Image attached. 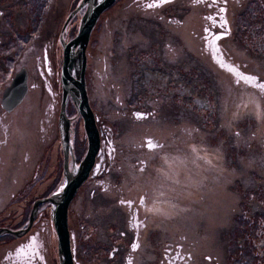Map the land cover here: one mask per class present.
<instances>
[{"label": "rangeland", "instance_id": "374dc122", "mask_svg": "<svg viewBox=\"0 0 264 264\" xmlns=\"http://www.w3.org/2000/svg\"><path fill=\"white\" fill-rule=\"evenodd\" d=\"M67 1L4 0L5 5L11 8H0L7 13L0 16V94L20 66H25L28 70V87L23 100L9 113L0 107V227L24 228L32 201L52 192L46 186L49 181L46 174L33 179L31 172L35 156L43 149L34 144L36 119L41 116L49 95L55 99L56 110L58 109L60 89H57V96L48 93L47 89H37L36 86L42 84L33 65L35 56L41 55L44 44H48L50 39L53 40L54 34L58 33L67 16ZM72 1L70 0L69 9ZM172 4L187 7L188 12L182 16L180 41L165 40L166 48L170 47L169 52H178L182 56L190 53L196 57L198 55L202 63L215 74H209V89L218 91V99L213 98V102L219 100L227 106L219 112L218 107L223 105H212L213 102L209 101V136L206 134L204 137L188 139L184 127L198 125L199 120L194 114L185 117L181 145L182 150H191L192 153L182 151L180 158H149L150 173L143 176V180L149 181L150 187L159 191L157 193L156 190H151L148 197L151 207L163 222L161 228L151 221L150 229H163L167 245L175 241L177 244L181 243L183 248L194 246V242L189 239L194 231L197 238L198 264H264V203L254 206V209H249L250 206L230 205L234 216L238 218L239 215V218L245 221L244 228H239L234 222L226 221L225 196L228 192L224 190V184L233 181L225 174L227 167L230 171H249V178L245 181L264 184V89L260 95L256 93L257 100L250 94L233 95L227 91L259 89L251 87L252 81H255L257 86L264 84V0H114L110 5L112 7L99 16L97 24L91 29L84 51L86 70L83 78L91 94L90 101L87 102L93 110L97 109L101 101L109 102L111 54L125 43L127 31L123 35L124 29L135 27L138 21L143 22L135 18L139 14H133L135 11L132 7L138 9L148 5ZM220 11L224 12L223 17L231 30V34L225 36L227 44L226 50L223 51L224 56L232 59L229 63L242 71L244 77H250V74L252 78L256 75L257 79H244L232 70L219 67L209 53V46L201 40L204 18L201 16L200 19L198 15L207 13L209 23H224ZM14 13L15 24L11 20ZM132 14L134 18L131 17ZM79 18L80 14L72 17L63 33L65 38L72 39L75 36ZM145 21L151 23L160 20ZM188 22H193L191 32L187 30ZM210 27L214 30L217 28ZM164 32L167 33L168 29L165 28ZM185 35L190 37L194 44H190ZM52 47L59 67L60 46L54 43ZM102 61H106L105 71L109 77L108 82L103 83L107 89L100 88L102 72H98ZM187 73L189 72H186L185 77H191ZM185 77L182 76L183 81ZM196 79L194 77L195 81L188 83L195 86ZM69 105L70 108L74 107L71 102ZM200 105L194 112L202 113L200 109L204 106ZM104 112L108 113L110 110ZM203 127L200 125V128ZM203 131L206 129L203 128ZM118 159L121 164L126 165L132 158L124 156ZM77 195L79 196L78 192ZM152 197L163 198V201L159 204L153 203ZM262 198L264 199V190ZM80 202L79 196L71 201L66 211L67 228L72 234L84 230L85 224H88V229H94L96 225L92 216L81 220V216L79 218L76 215L82 208L86 210L85 205ZM90 208L91 213H95V207ZM255 211L258 213L255 214ZM176 232H180L181 236L175 234ZM28 235L37 240V244L33 243L32 248L45 251L43 258L37 259L36 263L57 264L56 236L52 228L49 203H41L38 206L26 236ZM19 241L6 233L0 235V264H6L9 251ZM205 256L210 259L206 260ZM11 258L14 259L13 256Z\"/></svg>", "mask_w": 264, "mask_h": 264}, {"label": "flooded vegetation", "instance_id": "af4514ba", "mask_svg": "<svg viewBox=\"0 0 264 264\" xmlns=\"http://www.w3.org/2000/svg\"><path fill=\"white\" fill-rule=\"evenodd\" d=\"M80 2L81 0H73L69 9L70 0L67 1L65 11L67 10V16L72 12V16L67 21H65L67 16L65 17L58 33L54 34L53 40L48 41L49 45L44 44L41 55H36L34 59L35 74L42 84L36 88L47 89L48 93L51 92L56 96L57 89H60V101L61 62L58 67L52 45L57 43L60 46L59 54L62 58L60 39L65 42L70 40L68 37L65 38L63 33L74 15L80 14L81 18L84 13L85 5L80 6ZM110 5L99 13L93 27L97 24L99 16L112 7ZM0 8L7 9L11 6L5 5L4 0H0ZM3 9H0V16L7 14ZM132 9L135 11L133 14L140 15L135 18L141 19L143 22L138 21L135 27L125 28L123 33L124 35L127 31L125 43L121 44L122 47L116 46L117 48L111 54L112 59L109 63L111 65V81L108 85L111 97L109 102L101 101L95 110L89 106L97 131L98 147L87 171V176L77 187L67 209L71 201L80 196V203L85 205L86 210L82 208L76 215L79 218L81 216V220H87L88 216H92L96 220V225L94 229H88V224H85V229L80 230L78 234L68 231L72 264H198L196 259L197 238L194 231L189 237L194 242V246L189 245L183 248L181 243L177 244L175 241L167 245L163 229H150L151 221L153 224L163 227V222L155 213V209L151 207L148 197L151 190H156L157 193L159 191L150 187L151 183L144 181L143 176L150 173L149 158L156 156L180 158L182 151L187 154L192 153L191 150H182L181 145L182 124H184L186 116L194 114L199 120L198 125L184 127L188 133V139L204 137L206 134L209 136V101L213 102V98L218 99V91L209 89V74L213 72L202 63L198 55L196 57L190 53L182 56L178 52L175 54L169 52L170 47L166 48L165 40L180 41L182 16L183 13L188 12H186L187 7L172 4L154 7L148 5L138 9L132 7ZM133 14L132 18H134ZM207 15L209 14L198 15L200 19L201 16L204 18V23L201 26L203 34L201 40L209 46V53L213 60L217 61L219 67L228 71L232 70L240 77H244L242 71L229 63V60L232 59H227L223 54L227 44L225 36L231 34L224 15L222 16L224 23L219 22L218 24L216 22L209 23ZM14 16H16L15 13L11 18L13 24H15ZM147 19L160 21L149 23L145 21ZM192 23H187L189 26L187 30L192 31ZM133 24L134 22L131 23V25ZM210 26L217 28L214 30ZM165 28L168 29L167 33L164 32ZM109 34L111 35V33ZM187 37L185 35V38ZM216 37L220 38L216 39ZM188 39L192 44L193 40L190 37ZM113 40L116 39L113 38ZM87 44L88 42L85 45V50ZM20 68L25 69L28 77L27 68L20 66L17 71ZM105 69L106 61H102L98 72V74L102 72L104 77L103 79L102 74L100 75L101 89H107V86L103 85L109 79ZM186 72H189L187 75L191 77H185ZM182 76L186 78L185 81L182 80ZM249 76L251 77L250 74ZM255 76L253 75L257 79ZM194 77L197 78L195 86L188 83L194 82ZM251 83L253 84L252 88H259L255 81ZM84 88L87 101H90L91 94L85 81ZM51 89L54 90L51 91ZM227 91L233 95L250 94L254 100H257L256 93L260 95L262 89H227ZM69 101L70 99L66 98L64 105V114L69 119V145L66 153L61 146L58 125L59 105L57 111L56 101L52 96L49 95L43 105L41 116L36 119L34 144L43 147V149L39 155L35 156L31 173H33V179L46 174L49 179L46 186L52 192L63 186L64 169L71 173L78 170L88 146L82 118L75 107H69L71 102ZM203 103L206 106L200 105ZM211 104L223 105L221 108L218 107L219 112H222L227 106L219 100ZM198 105L204 106L200 109L202 113L194 112ZM1 108L4 110L3 107ZM107 109L110 112H104ZM213 120L214 116H212ZM226 120L228 121V118ZM200 125H203L206 131H203ZM124 136H126L125 139ZM149 144L155 145V147H149ZM124 156L132 158L126 165L121 164L118 159ZM228 169L227 167L225 174L233 181L224 184L226 187L224 190L228 192L225 196L226 215H229L226 216V221L234 222L237 227L244 228L245 221L239 218V215L238 218L234 216L230 205L250 206L249 209L261 206L264 203L262 198L264 184L245 181L246 178H249L247 176L249 171L235 170V172ZM179 172L177 171V173ZM236 175L238 176L236 177ZM235 177L238 179L237 182ZM77 192L79 196H76ZM151 199L156 204L163 201V198L158 197ZM91 206L95 207V213H91ZM257 213L255 211V214ZM28 231L29 229L23 235L16 237L20 241L9 251L6 264H37L36 260L43 258L44 249L41 251L32 248L33 243L37 244V240L32 235L26 236ZM175 234L181 236L180 232ZM75 244H77L76 247ZM40 248L43 247L40 246ZM12 256L14 259L11 258ZM205 259L209 260L210 258L205 256ZM56 260L58 264L57 256Z\"/></svg>", "mask_w": 264, "mask_h": 264}, {"label": "water", "instance_id": "95a60500", "mask_svg": "<svg viewBox=\"0 0 264 264\" xmlns=\"http://www.w3.org/2000/svg\"><path fill=\"white\" fill-rule=\"evenodd\" d=\"M113 1L81 0L80 6L85 5V11L81 15L75 36L66 42L60 39L62 58L60 69L61 101L58 112V125L61 146L64 153H66L69 145V119L64 114V105L66 98H69L83 121V128L88 143L86 154L76 172L71 173L64 169V184L61 189L52 192L48 196L36 198L32 201L24 228L9 229L7 227H0V235L6 233L13 237H19L29 229L38 206L41 203H49L52 228L56 236L58 264H72L67 229V206L77 187L87 176V171L92 164L95 151L98 147V136L94 126L93 114L88 105L84 88L85 45L97 16ZM70 16H72V12L67 16L65 21ZM26 90V71L24 68H20L15 72L9 84L3 88L0 95V106L7 112L11 111L22 101Z\"/></svg>", "mask_w": 264, "mask_h": 264}, {"label": "snow or ice", "instance_id": "6c2138e0", "mask_svg": "<svg viewBox=\"0 0 264 264\" xmlns=\"http://www.w3.org/2000/svg\"><path fill=\"white\" fill-rule=\"evenodd\" d=\"M154 6H158V5H149V7H154ZM220 37H216V39H219ZM244 79H248V80H251V79H254L252 77H243ZM259 88L261 89H264V84H260L258 85ZM149 147H155V145H152V144H149Z\"/></svg>", "mask_w": 264, "mask_h": 264}, {"label": "trees", "instance_id": "16d2710c", "mask_svg": "<svg viewBox=\"0 0 264 264\" xmlns=\"http://www.w3.org/2000/svg\"><path fill=\"white\" fill-rule=\"evenodd\" d=\"M221 16H223V13H221Z\"/></svg>", "mask_w": 264, "mask_h": 264}]
</instances>
